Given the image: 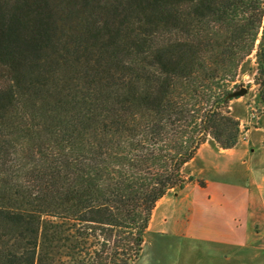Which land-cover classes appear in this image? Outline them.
<instances>
[{
    "label": "trees",
    "instance_id": "trees-1",
    "mask_svg": "<svg viewBox=\"0 0 264 264\" xmlns=\"http://www.w3.org/2000/svg\"><path fill=\"white\" fill-rule=\"evenodd\" d=\"M253 54L264 0H0V264H133Z\"/></svg>",
    "mask_w": 264,
    "mask_h": 264
},
{
    "label": "crops",
    "instance_id": "crops-1",
    "mask_svg": "<svg viewBox=\"0 0 264 264\" xmlns=\"http://www.w3.org/2000/svg\"><path fill=\"white\" fill-rule=\"evenodd\" d=\"M241 127L243 133L260 135L241 137L227 149L209 139L183 168L206 185L187 183L154 209L148 230L159 219L157 232L164 234L173 219L175 234L183 240L184 264H264V165L258 159L264 126Z\"/></svg>",
    "mask_w": 264,
    "mask_h": 264
},
{
    "label": "rangeland",
    "instance_id": "rangeland-1",
    "mask_svg": "<svg viewBox=\"0 0 264 264\" xmlns=\"http://www.w3.org/2000/svg\"><path fill=\"white\" fill-rule=\"evenodd\" d=\"M255 63L256 58L253 54L243 63L236 81L238 85L234 88V91L240 90L242 87L247 89L244 95L236 97L232 101L233 113L240 118L241 124L243 123L245 128L258 125L264 126V106L258 94L260 86L254 79L256 73ZM259 135L260 131H253L250 134L245 132L241 137L254 139ZM258 159L264 165V143L259 147ZM166 208L167 206L164 205L159 213H162ZM158 222L159 219L153 223L154 228L146 232L142 253L133 264H184L185 249L183 248V240L175 234L174 220L170 219L167 222L165 225L167 231L164 234L157 232ZM194 264H199V262L194 261Z\"/></svg>",
    "mask_w": 264,
    "mask_h": 264
},
{
    "label": "water",
    "instance_id": "water-1",
    "mask_svg": "<svg viewBox=\"0 0 264 264\" xmlns=\"http://www.w3.org/2000/svg\"><path fill=\"white\" fill-rule=\"evenodd\" d=\"M246 92H247V89L242 87L240 90L234 91L232 95L235 97H239V96L244 95Z\"/></svg>",
    "mask_w": 264,
    "mask_h": 264
}]
</instances>
